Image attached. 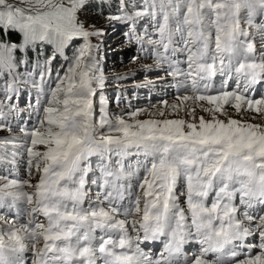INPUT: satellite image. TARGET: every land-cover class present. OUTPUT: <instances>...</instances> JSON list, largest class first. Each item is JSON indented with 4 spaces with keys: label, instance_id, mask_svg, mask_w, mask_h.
<instances>
[{
    "label": "snow or ice",
    "instance_id": "1",
    "mask_svg": "<svg viewBox=\"0 0 264 264\" xmlns=\"http://www.w3.org/2000/svg\"><path fill=\"white\" fill-rule=\"evenodd\" d=\"M106 2L178 118L107 110L90 0H0V264H264V0Z\"/></svg>",
    "mask_w": 264,
    "mask_h": 264
},
{
    "label": "rangeland",
    "instance_id": "2",
    "mask_svg": "<svg viewBox=\"0 0 264 264\" xmlns=\"http://www.w3.org/2000/svg\"><path fill=\"white\" fill-rule=\"evenodd\" d=\"M16 2V0H12ZM115 0H113V4ZM91 7L85 10L83 18L103 30V35L94 37L92 42L99 44V58L105 77V87L103 92L106 95V108L111 113H130L139 109H145L139 119L156 118L161 119L156 114L158 111H164L168 118H178L175 115H168L170 108L165 107V103L172 105L178 103L177 97L186 94L182 89L178 90L177 85L171 81L165 69L167 65H157L156 61L149 54L141 51L140 44L130 41L125 33L128 26L115 21L108 22L105 17L115 13V7H109L106 0H90ZM141 25L144 21L139 22ZM71 55V53H68ZM145 66H150L146 68ZM190 94V93H188ZM32 92L31 96L34 97ZM98 97V96H97ZM95 99V98H94ZM30 96L28 92L21 93L19 107L23 111L12 121L14 132H18L17 124H23L29 121L28 113L31 108L28 107ZM34 102V101H33ZM205 103L206 102H199ZM97 108V119L99 112V99H95ZM188 104H191L189 101ZM227 107V106H226ZM233 118L241 119L233 109H228ZM197 116L205 115L200 108L196 109ZM255 117V119H252ZM179 118L188 119L184 111H180ZM35 115L31 117L29 123L35 122ZM243 120L252 123H264L254 112H245ZM8 135L6 132H0V136ZM95 159V158H93ZM19 174L23 175V164L19 165ZM35 182V181H34Z\"/></svg>",
    "mask_w": 264,
    "mask_h": 264
}]
</instances>
